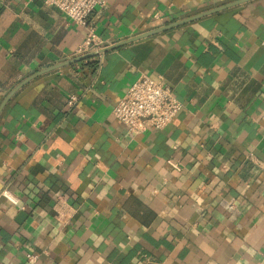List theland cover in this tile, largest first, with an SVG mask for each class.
Returning <instances> with one entry per match:
<instances>
[{
    "label": "crops",
    "instance_id": "obj_1",
    "mask_svg": "<svg viewBox=\"0 0 264 264\" xmlns=\"http://www.w3.org/2000/svg\"><path fill=\"white\" fill-rule=\"evenodd\" d=\"M229 1L105 0L89 23L106 47ZM87 34L44 0H0V104ZM142 73L183 107L133 133L113 109ZM0 264H264V0L20 88L0 114Z\"/></svg>",
    "mask_w": 264,
    "mask_h": 264
},
{
    "label": "built area",
    "instance_id": "obj_2",
    "mask_svg": "<svg viewBox=\"0 0 264 264\" xmlns=\"http://www.w3.org/2000/svg\"><path fill=\"white\" fill-rule=\"evenodd\" d=\"M44 2L57 7L74 21L87 27L88 34L78 48V55L105 47L95 27L89 23L92 13L103 7L105 0H44ZM156 17L160 19V13H156ZM77 101L78 97L71 95L68 103L72 106ZM182 107V101L169 85L152 75L142 73L116 103L113 113L129 131L138 133L149 127L165 128ZM2 194L12 203L21 205V198L10 188H4ZM29 257L37 260L39 255L31 254Z\"/></svg>",
    "mask_w": 264,
    "mask_h": 264
},
{
    "label": "water",
    "instance_id": "obj_3",
    "mask_svg": "<svg viewBox=\"0 0 264 264\" xmlns=\"http://www.w3.org/2000/svg\"><path fill=\"white\" fill-rule=\"evenodd\" d=\"M248 1H251V0H233V1H229V2L223 3L221 5H218L216 7H213V8L204 10V11H200L198 13H195V14H192V15H189V16H186V17H183V18H180V19L171 21V22H167V23H165L163 25H159L157 27H154L153 29H150L148 31L139 33V34H137V35H135L133 37H130L128 39H125V40H122V41H118L116 43H113L111 45H108V46H106V47H104V48H102L100 50H94L92 52H88V53H85V54H82V55H78V56L73 57L71 59L62 61V62L57 63L55 65H51V66L46 67L44 69L38 70V71L34 72L33 74L29 75L28 77H26L25 79H23L21 82H19L5 96V98L3 99V101L0 104V114H1V111L3 110L4 106L7 104V102L11 99V97L20 88H22L23 86H25L32 79L36 78L37 76H39V75H41V74H43L45 72H48V71H51V70H54V69H58L60 67L66 66V65H71L73 63H76V62L85 60L87 58H90L92 56H95V55H97V54H99L101 52H105V51L110 50V49H115V48L121 47L124 44L130 43V42H133V41H136V40H140V39H143V38H146V37H149L151 35H155V34H158V33H161V32H165V31L171 30V29L176 28V27H179L181 25H185L187 23H190V22H193L195 20H198V19H200L202 17H205V16H208V15H211V14L218 13L220 11L229 9L231 7H234V6L243 4V3L248 2Z\"/></svg>",
    "mask_w": 264,
    "mask_h": 264
}]
</instances>
